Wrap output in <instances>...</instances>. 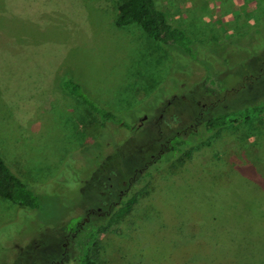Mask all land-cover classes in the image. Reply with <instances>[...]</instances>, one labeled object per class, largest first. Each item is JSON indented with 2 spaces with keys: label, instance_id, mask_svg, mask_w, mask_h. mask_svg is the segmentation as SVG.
I'll list each match as a JSON object with an SVG mask.
<instances>
[{
  "label": "rangeland",
  "instance_id": "374dc122",
  "mask_svg": "<svg viewBox=\"0 0 264 264\" xmlns=\"http://www.w3.org/2000/svg\"><path fill=\"white\" fill-rule=\"evenodd\" d=\"M123 1L81 0L79 44L25 94L43 101L10 106L0 85V154L41 199L32 209L0 197V264H79L69 230L95 208L83 233L104 225L91 251L99 264H264V116L213 132L203 120L161 170L137 173L201 112L264 102V0H156L197 58L138 24L118 27ZM212 74L218 95L204 91ZM67 80L128 126L103 125ZM128 188L124 201L136 203L123 218L97 210Z\"/></svg>",
  "mask_w": 264,
  "mask_h": 264
},
{
  "label": "trees",
  "instance_id": "16d2710c",
  "mask_svg": "<svg viewBox=\"0 0 264 264\" xmlns=\"http://www.w3.org/2000/svg\"><path fill=\"white\" fill-rule=\"evenodd\" d=\"M130 24H138L145 31V33L153 40L160 42L164 45L172 47L176 50L184 52L197 58L198 54L195 52V41L188 34V32L174 25L167 12L159 8L156 0H124L119 6V14L116 19V25L118 27L128 26ZM194 45V47H193ZM215 75H209L207 77V85L205 84L204 91L208 94L218 95V87L213 82L215 81ZM64 86L74 96L81 99L84 103L90 106L91 110L97 113L105 125L109 122L122 123L119 117L112 111L98 105L86 92L84 86L73 80H67ZM264 116V102L245 106L241 109L229 110L213 114L206 118H198L201 121H205V132H213L220 128L234 126L243 122H252L256 119ZM128 126V125H127ZM194 142L193 140L185 138V135L174 133L170 137L169 152L170 155H176L178 152H182L183 147ZM172 158H174L172 156ZM170 157L169 161H172ZM175 159V158H174ZM173 159V160H174ZM160 161H156L151 166V173L161 170ZM135 185V180L129 187ZM129 189V188H128ZM131 189L126 193H129ZM121 200V207L119 208L115 204L110 209H114L110 214L114 213L117 219L123 218L129 212L132 211L136 198H128L124 201ZM0 197L10 201L17 205H24L25 207L38 209L41 207V199L39 195L30 188L29 184L23 181L20 175L13 169L5 158L0 154ZM120 198H112V201H118ZM118 208L117 212H114ZM109 209V208H108ZM107 209V210H108ZM85 225L80 229L78 226L71 228L70 231L75 233V237L71 239L76 242L75 248L79 254V264H99L92 254V249L98 244L97 237L104 228V225H96L94 229L89 232L83 233ZM69 231V232H70ZM52 264H66L65 261H55Z\"/></svg>",
  "mask_w": 264,
  "mask_h": 264
},
{
  "label": "crops",
  "instance_id": "0c3cea01",
  "mask_svg": "<svg viewBox=\"0 0 264 264\" xmlns=\"http://www.w3.org/2000/svg\"><path fill=\"white\" fill-rule=\"evenodd\" d=\"M30 1L0 0V85L7 87L10 106L43 101L38 94L36 99L25 94L44 83L46 69L60 64L64 48L79 44L74 25L79 22L81 0H34L33 6ZM48 28H54L55 42L46 41Z\"/></svg>",
  "mask_w": 264,
  "mask_h": 264
},
{
  "label": "flooded vegetation",
  "instance_id": "af4514ba",
  "mask_svg": "<svg viewBox=\"0 0 264 264\" xmlns=\"http://www.w3.org/2000/svg\"><path fill=\"white\" fill-rule=\"evenodd\" d=\"M199 117L200 118L201 117L203 118V112H201V116H198V118ZM201 122L202 121L200 119H197L195 123L189 125L188 127H185L182 130L177 131L176 133L177 134H180V135H184L185 133H187L188 129H190L191 126L198 125ZM169 145H170V137L168 138V140L166 141V143L162 144V148H161L160 152L158 153V155H153L154 160L151 163H146L145 166L143 168H141L140 171H138L137 173H141V172L143 173V171H145L147 168H149L150 166H152V164L155 163L158 159H160L162 155H164L166 152L169 151V148H168ZM109 179L111 180V177ZM132 180H135V177H133L131 179L130 184L132 183ZM127 190L129 191V189H127ZM127 190L121 189L119 191V195L117 196V198L119 197L120 199L118 201H112L111 200L112 198H115V197L112 194L113 191L110 190V192L107 195H105L104 199H102V205L98 206L97 207V210H101L105 206L107 209L109 208L107 210V214H110L114 210L113 208L110 209L111 203H112V205L115 204L116 206L118 204H120L121 203V200L125 196V193L127 192ZM90 212L96 213L97 212L96 211V208L93 211L92 210L89 211V213L87 214V217H85V220L83 222H78L77 223L79 229H80V227L82 228L84 225H86L87 222L91 221L92 217L90 215ZM69 234L71 235V238L76 236V235H74L75 233H73L72 231H70Z\"/></svg>",
  "mask_w": 264,
  "mask_h": 264
}]
</instances>
